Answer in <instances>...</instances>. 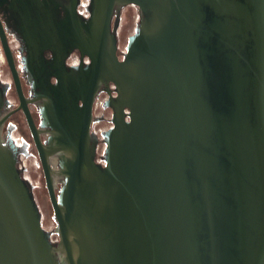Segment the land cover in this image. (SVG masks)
I'll use <instances>...</instances> for the list:
<instances>
[{
    "label": "water",
    "instance_id": "1",
    "mask_svg": "<svg viewBox=\"0 0 264 264\" xmlns=\"http://www.w3.org/2000/svg\"><path fill=\"white\" fill-rule=\"evenodd\" d=\"M0 264H264V0H0Z\"/></svg>",
    "mask_w": 264,
    "mask_h": 264
}]
</instances>
